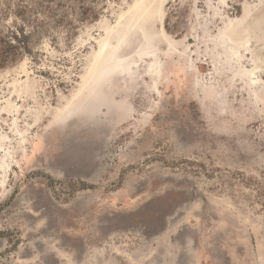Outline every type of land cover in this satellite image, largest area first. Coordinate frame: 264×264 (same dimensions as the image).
I'll return each instance as SVG.
<instances>
[{"label":"rangeland","instance_id":"rangeland-1","mask_svg":"<svg viewBox=\"0 0 264 264\" xmlns=\"http://www.w3.org/2000/svg\"><path fill=\"white\" fill-rule=\"evenodd\" d=\"M0 55V264H264V0H0Z\"/></svg>","mask_w":264,"mask_h":264},{"label":"trees","instance_id":"trees-1","mask_svg":"<svg viewBox=\"0 0 264 264\" xmlns=\"http://www.w3.org/2000/svg\"><path fill=\"white\" fill-rule=\"evenodd\" d=\"M7 36L9 38V43H11L12 40H15L16 42L14 45L11 46L15 47L18 50L30 52V47L28 43L30 34L27 33L26 26L23 23L17 24L13 29H10ZM1 56L3 55H0V57ZM5 58L6 57L2 59L5 60ZM82 185L86 186L84 182L82 183ZM0 212H1V208H0ZM1 234L3 233L0 231V235Z\"/></svg>","mask_w":264,"mask_h":264}]
</instances>
